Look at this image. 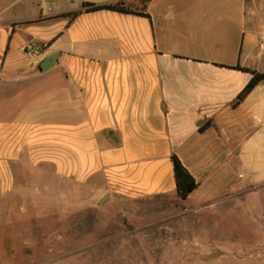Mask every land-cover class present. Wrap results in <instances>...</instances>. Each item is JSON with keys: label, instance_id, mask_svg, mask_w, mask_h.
Here are the masks:
<instances>
[{"label": "crops", "instance_id": "1", "mask_svg": "<svg viewBox=\"0 0 264 264\" xmlns=\"http://www.w3.org/2000/svg\"><path fill=\"white\" fill-rule=\"evenodd\" d=\"M251 72L264 0H1L0 224L32 205L58 222L96 193L179 199L174 156L196 188L165 220L199 223L202 264H264V82L238 100ZM237 216L252 240L223 234Z\"/></svg>", "mask_w": 264, "mask_h": 264}, {"label": "rangeland", "instance_id": "2", "mask_svg": "<svg viewBox=\"0 0 264 264\" xmlns=\"http://www.w3.org/2000/svg\"><path fill=\"white\" fill-rule=\"evenodd\" d=\"M64 202L57 207L58 222H40L42 213L54 208L32 205L25 207L27 221L15 212L14 231L0 224V264H202L212 256L199 253L198 222L165 220L188 209L181 199L156 197L120 205L102 201L96 193L87 205ZM71 214L79 216L77 223L71 222ZM229 225H236L243 240H252L251 226L240 217L224 220L223 234L231 235Z\"/></svg>", "mask_w": 264, "mask_h": 264}, {"label": "trees", "instance_id": "3", "mask_svg": "<svg viewBox=\"0 0 264 264\" xmlns=\"http://www.w3.org/2000/svg\"><path fill=\"white\" fill-rule=\"evenodd\" d=\"M97 10H110L120 13L131 12L123 4H118L114 6H104V7H94V6H89L87 4L84 5V11L93 12ZM251 74H252V78L249 81L246 88L244 89V91L239 95L238 100H241L254 86H256L261 82H264L263 75L256 72H251ZM172 163H173L174 176H175L176 196L179 199H185L188 196V194L191 193L196 188V183L194 179L182 167L179 160L174 156H172Z\"/></svg>", "mask_w": 264, "mask_h": 264}, {"label": "water", "instance_id": "4", "mask_svg": "<svg viewBox=\"0 0 264 264\" xmlns=\"http://www.w3.org/2000/svg\"><path fill=\"white\" fill-rule=\"evenodd\" d=\"M56 55H52L49 58L45 59L41 64H40V69L41 71H47L50 69L54 62L56 61Z\"/></svg>", "mask_w": 264, "mask_h": 264}]
</instances>
